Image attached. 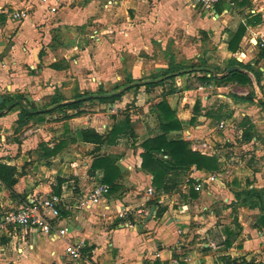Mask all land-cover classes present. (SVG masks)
I'll use <instances>...</instances> for the list:
<instances>
[{
    "label": "crops",
    "instance_id": "obj_1",
    "mask_svg": "<svg viewBox=\"0 0 264 264\" xmlns=\"http://www.w3.org/2000/svg\"><path fill=\"white\" fill-rule=\"evenodd\" d=\"M102 1L107 0H50L48 4H35L26 20L16 22L10 18V13L21 7L23 0H0V163L15 168L14 194H10L0 182V264H223V257H243L259 264L254 255L263 252L264 229L258 227L257 220L264 213L259 212L250 226L237 222L240 229L237 228L236 232L224 226L231 217L234 222L235 199L234 194H213L217 190H210L212 185L223 184L220 169L217 171L221 175L220 180L205 184L199 192L193 188L195 180L205 178L210 172L192 167L178 178L184 194H176L177 187L170 194L156 193L152 197L146 192L140 193L145 183L147 187L152 180L151 175L141 170V144L161 134L154 112L158 129L151 133L146 130L145 137L141 136L143 129L136 128L134 120L128 118L134 138L128 133H119L109 143L82 141L83 130H92L107 139L112 128L122 121L114 120V108L120 107L121 99L126 97L122 94L112 103H101L91 98L97 94L95 87L102 85L100 71L106 68L104 56L107 54L103 46L108 43L91 48L85 44V38L102 39L99 34H104L107 26H118L120 34L126 37L132 33L140 35L142 29H148L149 22H160L165 16L187 19L185 17L195 9L190 0H113L115 4L111 7L115 6L114 10L103 12L99 10ZM142 11H146L144 18H140ZM129 12L135 17L131 18ZM215 12L214 17L221 19L226 29L232 22H238L246 29L235 52L228 50V38L236 29L225 30L220 36L217 32L222 40L209 58L214 62L213 73L206 77L210 74L215 78L223 77L215 74V69L227 61L230 65L234 60L245 67L237 66L238 71L246 74L251 86L257 87L264 69L258 68L261 74L258 78L256 75L253 77V63L249 57L257 44H264L260 30V26L264 28V0H236L233 5L219 3ZM142 19L145 25L140 26L138 23ZM249 20L252 24H247ZM198 23L202 22L195 21ZM258 60L264 62L259 55ZM227 84L236 85L232 82ZM206 86L208 89H221L213 83ZM186 87L184 85V89ZM203 89L201 86L198 91ZM83 94H88L83 100H93L76 109H56L59 105L77 101L75 97ZM9 100L18 104L9 108L11 103L6 104ZM202 101L209 103L210 99L204 95ZM94 102L98 109L86 108ZM24 107L35 108L34 114L38 115L19 126L18 116ZM99 109L111 111L107 113ZM175 114L180 119L182 130L169 133L168 139L182 135L180 139L189 142L192 150L211 155L205 142L194 146L192 135V132L202 135L201 129L212 123L211 117L201 112V106L197 115L192 108L184 120L178 117L177 112ZM228 121L231 120L221 122L227 126ZM48 125L50 128H46ZM18 135L22 139L19 143L14 139L12 144L5 143L6 138ZM172 135L175 138H169ZM129 140L135 145V153L126 147ZM101 157H113L119 174L112 185L106 184L110 190L104 203L89 211H71L64 206L60 225L69 228L65 239L30 235L23 241L19 238L22 233H13L9 226L1 224V217L18 208L27 198H45L54 194L58 188L57 179L64 180L60 187L62 194L59 195H63L67 202H73L76 195L72 194L70 182H75L80 192H88L99 183L105 184L104 169H92V164ZM45 178L53 179L54 183L50 182L51 186L42 184ZM126 178L130 183H137L136 192H127ZM190 189L196 194H190ZM181 198H186L187 202L180 203ZM152 200L156 201L157 207L149 204ZM223 200L229 201L226 207L219 203ZM124 207H142L149 210V214L152 208L154 211L152 218L144 222L148 215L137 229L121 228L115 222V214ZM157 209L163 210L161 217H156ZM248 210L259 211V208ZM219 228L222 230L216 238L214 234ZM229 232L233 234L228 238ZM68 241L85 242L86 254L81 260L72 261L64 254Z\"/></svg>",
    "mask_w": 264,
    "mask_h": 264
},
{
    "label": "rangeland",
    "instance_id": "obj_2",
    "mask_svg": "<svg viewBox=\"0 0 264 264\" xmlns=\"http://www.w3.org/2000/svg\"><path fill=\"white\" fill-rule=\"evenodd\" d=\"M104 4L103 1L99 4V10L103 12H110L115 8V6L106 8ZM131 12H129V15L134 18L135 16ZM145 16L146 11H142L140 18ZM185 18L187 19L182 18V16L175 19L165 16L160 22H149L148 29H142L140 35L132 33L131 36L126 37L120 34L121 29L118 26H107L106 32L99 34L100 37H103L102 39L97 37L94 39L85 38V44L91 48H95L101 43V45L105 42L108 43V45L103 46L107 49V54L104 56L106 68L100 71L103 76L101 78L102 85L99 87L97 85L94 92L101 89L106 94L118 93V95L123 94V96H126L121 99L120 107L114 108V120H124L125 117L134 120L136 128L143 129V134H141L143 137H145L146 130L151 133L158 129L153 114L158 102L165 100L174 108L178 117L180 116L182 120H184L183 118L187 113L191 112L192 108L193 113L197 115L201 106V112L207 113L211 117L212 123L201 129L203 131L202 135H196L192 132L195 138V140H192L195 143L194 146H201L202 142H205L206 146L210 148L209 153L211 155L209 156L217 158L222 173L221 181L223 184L212 185L209 187L210 190H217V193L213 191V194H234L238 191L253 188L259 194H264V83L261 86L264 81V70L257 81V87L250 84L243 86L227 83L216 84L212 80L207 84H202L197 80V77L204 76L205 73L193 72L164 80L160 86L154 88L145 89L142 87L122 91V88L128 85L129 81L146 82L171 72L200 68L202 65L206 68H213L214 62H211L209 58L217 51V47L222 40L221 37L218 38L217 32L220 36L223 31H234L239 25L238 22H232L229 29H226V25L221 19L216 17L212 19L207 13L201 14L197 8ZM197 20L202 23L195 24ZM141 21L138 25H145L144 19ZM262 25L264 26V24ZM260 30L264 39V28L260 26ZM107 35L110 38H106ZM245 36L250 37L248 34ZM259 42H261V39H259ZM244 43H247V39ZM261 48L262 46L257 44V48L249 57L250 62L253 63L251 67L253 77H255L254 73L258 71V68L264 69V62L258 60ZM228 66V61L221 64L215 69V74L226 75L225 70ZM210 83H213L214 86L218 85L221 88L220 91L215 87L208 89L206 85ZM184 85H187L185 89ZM201 86L204 88L203 91H198ZM204 95L210 99L209 103L202 101ZM219 95L220 97H218ZM196 106L197 112L194 111ZM88 107L89 109H95L97 103L86 105V108ZM99 111L110 113L111 109H99ZM56 120L61 121L62 119ZM223 120L231 121H228L227 126L221 129L218 125ZM190 125L191 127L194 126L193 123ZM185 126L183 125V127ZM46 128H50L49 125ZM248 132L253 137L251 141L245 142L244 138L248 135ZM177 137L181 138L182 135H177ZM169 138H175V136L172 135ZM8 139L11 140L7 141ZM13 139L16 143L22 140L20 135L17 137L10 136L6 138L5 143L7 145L12 144ZM137 142L138 140L135 139V143ZM127 145L126 147L135 153L134 143L129 140ZM126 181L127 192H136L135 184L137 183L134 184L132 181L130 183L127 178ZM50 182L51 184L54 183L53 179L45 178L42 184L45 183L44 185L51 186ZM182 186L181 181L178 180L176 194H184ZM69 187L73 189V193L79 192L75 182H70ZM145 192L146 183L140 193L145 194ZM170 193L165 192L164 194ZM220 198L225 197L221 196ZM179 201H181L180 203L187 202L186 198H181ZM228 202L219 201L223 207H226L229 204ZM240 207H244V209H238L235 206L234 211L238 224L242 223L250 226L256 220L255 218L259 212L264 213V210L261 209L258 211L248 210L247 206ZM231 218L224 226H228L233 232H236L238 227ZM221 230V228L217 229L214 234L216 238H218ZM263 255L264 249L262 254H255L254 259H258L259 264H264Z\"/></svg>",
    "mask_w": 264,
    "mask_h": 264
},
{
    "label": "trees",
    "instance_id": "obj_3",
    "mask_svg": "<svg viewBox=\"0 0 264 264\" xmlns=\"http://www.w3.org/2000/svg\"><path fill=\"white\" fill-rule=\"evenodd\" d=\"M254 21L256 23L258 22L256 20ZM247 24H252V21L251 20L247 21ZM245 29L246 27L240 24L238 28L236 29V31L230 33L229 38H228V50L232 52L236 51L237 46L245 33ZM259 59H264V46H262V48L259 51ZM230 66H238L239 68H245L240 63L234 60L231 61L230 65L226 68V70ZM200 68H206V66L202 65ZM201 72L205 73V75L201 77H197V80L201 82L202 84H207L210 80H215L218 84L231 83V82L236 83L238 85L251 84V81L246 76V74L238 70L233 71L229 74H226L221 78H215L213 74H210L209 77H206V75L209 73L205 71H201ZM260 74L261 72L257 71L255 73L256 78H258ZM131 83H135V82L129 81V84ZM161 83L162 81L158 83L146 81V83L138 84L136 86H133L130 89H133V88L138 89L142 86L145 87L146 89H149V88L160 86ZM102 93L104 92L101 89H99V91L97 92V94H102ZM121 95L122 94H119V95L117 94L114 96H109L106 98H100V99H94V100H97L101 103H112L118 100ZM86 96H88V94L77 95L75 99H79V101H74L72 103L59 105L57 106L56 109H61V108L76 109L84 102L93 100V99L83 100V98ZM12 102L14 101L9 100V101H6V104H10ZM35 111H37L35 108L24 107L22 109V112L18 116L17 124L19 126H22L25 123V121L34 119L35 116L38 115V114L37 115L34 114ZM40 111H43V110H40ZM49 111L50 110H47V112ZM194 111L197 112V106L196 108H194ZM153 112L156 114V118H157L159 127L161 129V134L154 138L147 139L141 144V148L143 150L141 153V170L151 175L152 177L151 184H152V187L155 189L156 193L172 192L173 190H175L178 178L184 175L186 171H189L192 167L198 171L203 170V171L210 172V173L219 171V163L216 157L204 155L198 151L192 150L190 148V143L180 138L173 139V140L168 139L167 137L168 134L171 132L181 131L182 125L180 121L178 120L174 110L169 106V104L165 100L158 102L155 106V111ZM39 113H42V112H39ZM119 133H128L131 138H134V132L132 128L130 127L128 117H125L124 120H122L121 122H119L112 128L107 139H104L103 137L99 136L97 133H95L92 130H83L81 132V135H82L83 142L102 144V143L113 142L112 139H114ZM252 137L253 136H251V134L248 132V135H246V137L244 138V141L249 142L252 140ZM164 155L167 156L168 159L163 162L159 157L164 156ZM96 168L104 169V183L105 184L112 185L115 177L118 176L119 174L117 168L114 166L113 157L99 158L92 164V169H96ZM14 175H15L14 167L7 166L5 164L0 163V182L6 187V189L10 192V194H14L12 190L15 184ZM57 182H58V188L54 192L55 195H59L61 193L60 187H61V184L64 182V180L57 179ZM190 194L194 195L196 194V192L190 189ZM263 195L264 194H259L253 188L235 192L234 193L235 202L233 205L234 206H247L248 208H251V209L259 208L261 210H264L263 204H262ZM149 204L151 206L157 207V203L155 200H152L151 202H149ZM162 213H163L162 209H157L156 217H161ZM234 221L236 222L237 227L240 229L239 225L237 224L236 219H234ZM257 224L259 228L264 229V215H261L258 218ZM232 234L233 232H229L228 238ZM222 261H223V264H255L253 261H246V259L243 257L235 258V259H232L229 257H223Z\"/></svg>",
    "mask_w": 264,
    "mask_h": 264
},
{
    "label": "built area",
    "instance_id": "obj_4",
    "mask_svg": "<svg viewBox=\"0 0 264 264\" xmlns=\"http://www.w3.org/2000/svg\"><path fill=\"white\" fill-rule=\"evenodd\" d=\"M49 2L50 0H23L20 8L12 10L10 18L16 22H23L29 17L30 11L35 4L44 5ZM190 2L201 14L207 13L210 17L214 18L217 4L226 3L233 5L236 0H190ZM114 4L113 0H107L104 6L110 8ZM260 45L263 46L264 44ZM218 127L223 129L226 125L224 122H220ZM159 158L163 162L168 159L165 155ZM220 177L219 172L208 173L205 178H197L193 188L196 192H199L205 184L209 182L216 183L220 180ZM109 190L110 187L108 185L99 183L88 192L79 191L78 193H72L76 194L73 197V202H67L63 195L51 194L45 198L33 196L27 198L18 208L8 211L3 215L1 217V224L9 226L13 230V233L16 231L19 235L22 233L19 238L23 241L30 235L65 239L69 234V228L60 225L62 210L67 207L71 211H89L95 205L105 202L109 195ZM146 194L151 197L156 194L151 180L146 187ZM70 203H72V206H69ZM148 215L149 210H145L142 207H124L115 214V222L121 228L137 229ZM85 249L86 244L84 241H68L64 254L72 261H79L86 254Z\"/></svg>",
    "mask_w": 264,
    "mask_h": 264
},
{
    "label": "water",
    "instance_id": "obj_5",
    "mask_svg": "<svg viewBox=\"0 0 264 264\" xmlns=\"http://www.w3.org/2000/svg\"><path fill=\"white\" fill-rule=\"evenodd\" d=\"M237 70H239L237 66H230L226 70V74H229V73H231L233 71H237ZM201 71H205L207 73H213V70L210 69V68H191V69L181 70V71H178V72H172L170 74H167L165 76H162L160 78H157V79H154V80H151V81H148V82L158 83V82H161V81H164V80H168V79H170L172 77H176V76H179V75H184V74L193 73V72H201ZM142 83H146V82H135V83L128 84V85H126V86H124L122 88V91H126V90L132 88L133 86H136V85L142 84ZM116 94H118V93H112V94H106V93L95 94V95H92L91 98H93V99H100V98H106V97H109V96H114ZM77 101H79V99ZM1 103H2V98L0 97V104ZM19 103H21V102H19ZM16 104H18V103L17 102H13L8 107L11 108V107L15 106ZM262 204H263V208H264V195L262 196ZM153 211H154V208L151 209V212H150L149 216L147 217L146 220H144V222H147L148 220H150L152 218Z\"/></svg>",
    "mask_w": 264,
    "mask_h": 264
}]
</instances>
